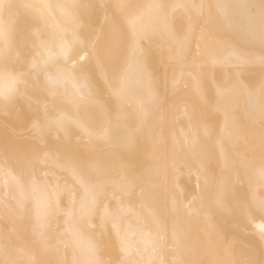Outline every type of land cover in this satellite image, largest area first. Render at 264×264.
<instances>
[{"label":"bare ground","instance_id":"obj_1","mask_svg":"<svg viewBox=\"0 0 264 264\" xmlns=\"http://www.w3.org/2000/svg\"><path fill=\"white\" fill-rule=\"evenodd\" d=\"M0 264H264V0H0Z\"/></svg>","mask_w":264,"mask_h":264},{"label":"rangeland","instance_id":"obj_2","mask_svg":"<svg viewBox=\"0 0 264 264\" xmlns=\"http://www.w3.org/2000/svg\"><path fill=\"white\" fill-rule=\"evenodd\" d=\"M96 13L98 14V11ZM111 242H113V239H111Z\"/></svg>","mask_w":264,"mask_h":264}]
</instances>
